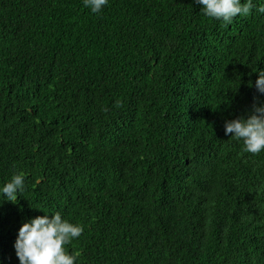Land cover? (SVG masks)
<instances>
[{
  "label": "trees",
  "instance_id": "trees-1",
  "mask_svg": "<svg viewBox=\"0 0 264 264\" xmlns=\"http://www.w3.org/2000/svg\"><path fill=\"white\" fill-rule=\"evenodd\" d=\"M260 70L255 7L225 26L196 0H0V187L25 177L0 262L45 210L83 225L76 264H264V151L224 130Z\"/></svg>",
  "mask_w": 264,
  "mask_h": 264
},
{
  "label": "clouds",
  "instance_id": "clouds-1",
  "mask_svg": "<svg viewBox=\"0 0 264 264\" xmlns=\"http://www.w3.org/2000/svg\"><path fill=\"white\" fill-rule=\"evenodd\" d=\"M196 2L207 17L222 21L225 26L230 25L237 16L250 15L254 7L258 13L264 14V0H259L258 6L254 4V0H196ZM108 3L109 0H83L84 7L94 14L102 12ZM255 87L258 93L264 95V70L258 71ZM224 130L225 135L242 141L246 152L259 154L264 151V100L256 97L246 114L225 121ZM24 191L25 177L14 173L0 187V196L3 197L0 204L4 201L18 203V198ZM43 211L44 215L22 222L18 229L14 249L19 264H76L77 254L69 252L65 246L82 235L83 225L70 222L58 211Z\"/></svg>",
  "mask_w": 264,
  "mask_h": 264
}]
</instances>
